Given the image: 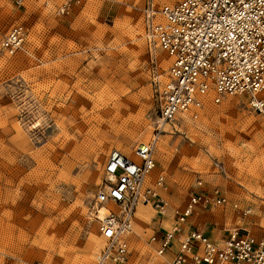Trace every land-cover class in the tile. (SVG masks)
Returning <instances> with one entry per match:
<instances>
[{
    "label": "rangeland",
    "instance_id": "rangeland-1",
    "mask_svg": "<svg viewBox=\"0 0 264 264\" xmlns=\"http://www.w3.org/2000/svg\"><path fill=\"white\" fill-rule=\"evenodd\" d=\"M144 1L84 0L61 13L60 0H0V40L13 25L25 30L17 53L0 47V264L94 263L106 156H132L156 125ZM162 129L152 176H165L173 207L201 177L249 212L215 206L195 222L264 233V118L247 96L207 99L196 117L185 112ZM146 206L145 217L136 210L127 263L165 264L148 245L159 213Z\"/></svg>",
    "mask_w": 264,
    "mask_h": 264
},
{
    "label": "built area",
    "instance_id": "built-area-1",
    "mask_svg": "<svg viewBox=\"0 0 264 264\" xmlns=\"http://www.w3.org/2000/svg\"><path fill=\"white\" fill-rule=\"evenodd\" d=\"M83 1L60 0L58 12L67 13ZM142 32L153 72L156 125L149 140L133 147L132 156L117 148L106 156L94 203L98 208L108 204V210L96 215L103 244L93 264H128L129 235L139 204L167 212L165 176H152L163 123H173L185 112L196 117L207 99L219 102L238 94H245L248 109L264 118V0H145ZM24 39V28L13 25L0 47L15 54ZM155 50L163 53L162 60ZM213 165L220 170L219 162ZM215 206H227L243 218L249 212L217 185L196 177L185 202L172 207L171 227L149 235L152 252L163 256L165 264H264V233L237 225L211 236L190 222L198 211Z\"/></svg>",
    "mask_w": 264,
    "mask_h": 264
},
{
    "label": "crops",
    "instance_id": "crops-1",
    "mask_svg": "<svg viewBox=\"0 0 264 264\" xmlns=\"http://www.w3.org/2000/svg\"><path fill=\"white\" fill-rule=\"evenodd\" d=\"M168 194V193H167ZM169 201V200H168ZM151 206V205H150ZM139 207V209H140V216H143V217H145L146 216V205H143L142 204V206H138ZM138 207H137V209H138ZM152 207V206H151ZM172 207H173V203H172V201L170 200V202H169V206H168V209H167V212L166 213H164V214H159L158 215V218L155 220V219H153L152 221H153V224H152V227L150 228L151 229V231H153V230H160V229H163L164 227H163V220H164V218L165 217H170L171 216V209H172ZM153 208V207H152ZM154 209V208H153ZM155 210V209H154ZM156 211V210H155ZM172 217V216H171ZM154 218V217H153ZM195 216L193 215L192 217H191V220H190V222L191 223H193V224H195V225H197V226H199V227H203L204 229H206V231L211 235V236H216V235H222L223 233H222V229H219L217 232H213V230H212V228L211 227H204L200 222H195L194 220H195ZM137 221H139L138 219H137ZM194 221V222H193Z\"/></svg>",
    "mask_w": 264,
    "mask_h": 264
},
{
    "label": "bare ground",
    "instance_id": "bare-ground-1",
    "mask_svg": "<svg viewBox=\"0 0 264 264\" xmlns=\"http://www.w3.org/2000/svg\"><path fill=\"white\" fill-rule=\"evenodd\" d=\"M163 124H165V123H163ZM140 143V142H139ZM155 144H156V142H155ZM140 205V204H139ZM138 205V206H139ZM142 205V204H141ZM143 205H149V204H143ZM108 204L106 205V204H104V205H102V206H100L99 208H98V214H96L97 216H99V217H101L104 213H106L107 212V210H108ZM137 206V207H138ZM137 210V213H138V215H140V209H139V207H138V209H136ZM136 213V212H135ZM134 217H135V215H134Z\"/></svg>",
    "mask_w": 264,
    "mask_h": 264
}]
</instances>
